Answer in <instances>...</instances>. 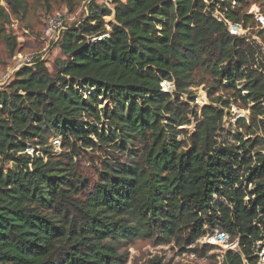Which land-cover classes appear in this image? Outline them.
I'll use <instances>...</instances> for the list:
<instances>
[{"label": "trees", "instance_id": "16d2710c", "mask_svg": "<svg viewBox=\"0 0 264 264\" xmlns=\"http://www.w3.org/2000/svg\"><path fill=\"white\" fill-rule=\"evenodd\" d=\"M4 1L24 10V0ZM244 1L114 0L111 11L92 0L62 32L54 75L39 60L14 73L0 91V160L13 165L0 166V264H126L121 248L156 233L177 245L227 235L237 250L222 264L258 263L264 62L229 31L252 18L235 10ZM197 72L210 80L199 111L181 99ZM231 103L250 112L245 134L222 128ZM88 152L106 156L94 178L77 168Z\"/></svg>", "mask_w": 264, "mask_h": 264}, {"label": "rangeland", "instance_id": "374dc122", "mask_svg": "<svg viewBox=\"0 0 264 264\" xmlns=\"http://www.w3.org/2000/svg\"><path fill=\"white\" fill-rule=\"evenodd\" d=\"M92 0H50L42 3L37 0H24V10L18 15L12 14L4 0H0V8L4 9L8 20L0 16V28L4 33L0 35V91L4 90L9 82L12 81L14 73L22 66H32L36 60L42 62L51 75L56 73L58 63L65 59L59 40L62 35L60 32L58 38L47 39L44 34L45 23L48 19L60 15L62 26L65 29L72 26H78L85 19L87 6ZM97 6H102L113 10L114 0H94ZM238 10L241 15H249L240 26L229 25L231 34L245 41L259 55V62H264V0H245L239 4ZM214 16L220 19L216 11ZM113 22V17L104 18L105 30L108 35L112 33V28L108 26ZM5 36L15 39L16 47L13 51L9 49L5 41ZM195 84L189 87L190 96H183L181 99L188 104L190 109L199 111L204 105H207V86L210 82L209 77L200 72L194 75ZM162 91L171 94L173 85L163 82ZM93 90H84L83 95L88 96ZM218 92L213 97L223 95ZM103 101V100H102ZM105 104V101H103ZM223 126L227 134H245V130L239 128L238 124L244 120L250 121V112L238 107L237 104H230L229 109H225ZM190 125L186 127L189 133H192L196 127V122L191 116ZM257 120H263V117H256ZM245 139V138H244ZM60 140L52 138L50 143L56 154L63 151ZM29 154L33 149L28 150ZM106 156L103 153L88 152L82 154L76 160L78 172L86 177H95V169L100 167L101 162ZM1 168L10 169L13 165L9 161L0 160ZM217 234H207L206 237L189 245H177L173 240L163 239L160 234H155L153 238L137 237L130 243H126L121 248L126 252V264H222L223 257L227 251L237 250V240L230 239L227 235L218 239ZM256 254L259 256L257 264H264V250L259 243L256 245ZM258 251V252H257Z\"/></svg>", "mask_w": 264, "mask_h": 264}, {"label": "built area", "instance_id": "2783aa9c", "mask_svg": "<svg viewBox=\"0 0 264 264\" xmlns=\"http://www.w3.org/2000/svg\"><path fill=\"white\" fill-rule=\"evenodd\" d=\"M61 31H64V28L62 26L60 15L48 19L47 22L45 23L44 34L47 39H53V38L57 39Z\"/></svg>", "mask_w": 264, "mask_h": 264}, {"label": "water", "instance_id": "95a60500", "mask_svg": "<svg viewBox=\"0 0 264 264\" xmlns=\"http://www.w3.org/2000/svg\"><path fill=\"white\" fill-rule=\"evenodd\" d=\"M218 238H219V239L223 238V235H222V234H219V235H218Z\"/></svg>", "mask_w": 264, "mask_h": 264}]
</instances>
